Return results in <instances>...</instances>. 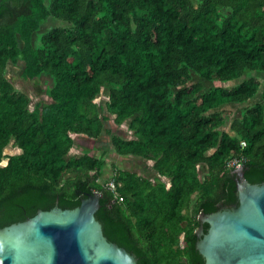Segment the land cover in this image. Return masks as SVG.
<instances>
[{
  "label": "trees",
  "instance_id": "obj_1",
  "mask_svg": "<svg viewBox=\"0 0 264 264\" xmlns=\"http://www.w3.org/2000/svg\"><path fill=\"white\" fill-rule=\"evenodd\" d=\"M49 18L65 25L40 33ZM18 62L25 80L51 77L49 102L29 108L5 76ZM247 70L264 71V0H0V228L96 191L104 236L136 264H204L198 215L238 203L227 162L243 157L246 180L264 181V87L231 135L220 129L231 112L218 108L251 99L259 79L203 89L192 76L226 81ZM106 85L102 110L94 98ZM110 116L130 118L131 137H110L115 151L152 160L155 178L115 169L111 191L98 181L101 158L66 156L72 133L110 134ZM11 141L21 152L2 163Z\"/></svg>",
  "mask_w": 264,
  "mask_h": 264
},
{
  "label": "water",
  "instance_id": "obj_2",
  "mask_svg": "<svg viewBox=\"0 0 264 264\" xmlns=\"http://www.w3.org/2000/svg\"><path fill=\"white\" fill-rule=\"evenodd\" d=\"M236 176L237 204L198 215L195 247L204 264H264V181ZM99 192L74 208L57 205L0 228V264H136L104 236L94 213ZM208 225L204 231L203 224Z\"/></svg>",
  "mask_w": 264,
  "mask_h": 264
},
{
  "label": "rangeland",
  "instance_id": "obj_3",
  "mask_svg": "<svg viewBox=\"0 0 264 264\" xmlns=\"http://www.w3.org/2000/svg\"><path fill=\"white\" fill-rule=\"evenodd\" d=\"M224 14L228 13L227 10L220 9ZM65 25L61 20L49 18L41 25L40 33L46 31L52 26ZM22 63L18 62L16 64H8L6 68L5 76L13 83V85L30 97L29 108L31 109L35 102H49L50 97L48 96L46 90L52 85L51 77L47 74H42L35 80H25L21 77ZM250 76H255L259 79L260 89L258 92L249 100L244 103H227L219 107L218 109L228 110L231 112L230 117L227 120V123L220 127L225 131H228L231 135L234 133L230 130V122L235 117H240L244 108L252 105L261 100V91L264 87V71H245L240 77L220 81V80H206L198 75L193 74L192 81H200L203 84V89H208L213 86H223V87H232L235 84L239 83L243 79H246ZM191 81V82H192ZM108 85L103 86L101 91L96 95L94 101L98 103L99 107L104 110L105 103L108 99ZM130 118L125 119L121 124H117L113 120V116H110V119L106 122L105 128L110 130V134L103 132L97 138H89L82 134L72 133L71 136L74 140L73 146L69 149L67 157L75 154H82L84 151H87L89 154L99 157L103 160L102 173L98 178V181L101 183H107L115 175V169H128L135 171L138 174L145 175L151 179L155 178V171L152 168L153 161L150 159H145L138 156L132 155H120L118 154L113 145L111 144L110 137L112 134H118L125 138H129L132 135V132L128 129ZM21 150L14 145L11 141L4 149V158L2 163H5L7 155L20 153ZM199 169L202 172L205 168L200 164ZM162 180L166 182L168 186V178L161 177Z\"/></svg>",
  "mask_w": 264,
  "mask_h": 264
},
{
  "label": "built area",
  "instance_id": "obj_4",
  "mask_svg": "<svg viewBox=\"0 0 264 264\" xmlns=\"http://www.w3.org/2000/svg\"><path fill=\"white\" fill-rule=\"evenodd\" d=\"M246 145V142L244 140H241L240 141V146L241 147H244ZM243 161H244V158L243 157H234V158H231L228 162H227V167L228 168H232L234 171L236 170H241L242 169V165H243ZM107 187L113 191L114 190V185H115V182L113 179L109 180L107 183H106ZM116 193V192H114ZM116 197H118L119 199H122L120 196H117V194L115 195Z\"/></svg>",
  "mask_w": 264,
  "mask_h": 264
},
{
  "label": "flooded vegetation",
  "instance_id": "obj_5",
  "mask_svg": "<svg viewBox=\"0 0 264 264\" xmlns=\"http://www.w3.org/2000/svg\"><path fill=\"white\" fill-rule=\"evenodd\" d=\"M237 175H238V173H236V176H237ZM198 227H199V226H198ZM197 229H198V228H197ZM197 229H196V230H197Z\"/></svg>",
  "mask_w": 264,
  "mask_h": 264
}]
</instances>
